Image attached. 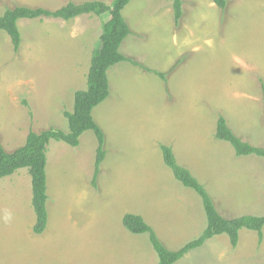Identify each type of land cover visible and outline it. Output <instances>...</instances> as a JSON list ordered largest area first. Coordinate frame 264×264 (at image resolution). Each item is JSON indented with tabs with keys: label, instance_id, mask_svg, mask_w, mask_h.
<instances>
[{
	"label": "rangeland",
	"instance_id": "1",
	"mask_svg": "<svg viewBox=\"0 0 264 264\" xmlns=\"http://www.w3.org/2000/svg\"><path fill=\"white\" fill-rule=\"evenodd\" d=\"M0 0L5 9L56 11L69 2ZM174 24L171 0H130L122 10L131 34L121 62L107 71L108 97L92 111L105 157L93 181L97 142L84 132L77 147H46L47 226L33 233L26 169L0 180V264H158L148 235H131L126 214L140 216L170 251L206 226L200 198L163 164L160 146L195 177L224 218L264 217V159L238 157L214 137L222 116L242 141L264 148V0H182ZM108 13L70 21L20 19L19 46L0 31V140L21 147L29 132H68L64 112L86 89L92 53ZM164 74V78L156 73ZM93 183H95L93 185ZM11 219L5 221V216ZM242 229L232 249L214 236L176 264H264V227Z\"/></svg>",
	"mask_w": 264,
	"mask_h": 264
},
{
	"label": "trees",
	"instance_id": "2",
	"mask_svg": "<svg viewBox=\"0 0 264 264\" xmlns=\"http://www.w3.org/2000/svg\"><path fill=\"white\" fill-rule=\"evenodd\" d=\"M171 1L174 24L178 25L183 16V2L182 0ZM129 2L130 0H111L109 6L98 1L85 2L79 5L69 2L56 11L15 6L11 9H5L4 14L0 17V31L6 33L9 37L14 50L18 48L20 42L16 26L17 21L20 19L51 18L70 21L82 15L99 17L105 13H108L110 17L101 27L99 49L91 55L86 77V89L74 93L72 111L63 114L67 121L68 132L55 128H50L38 134L29 132L25 143L11 153L4 151L0 140V180L21 169H26L30 177L31 207L35 215L32 231L36 235L42 234L47 226L46 204L48 197L46 194L45 168L48 143L55 141L62 142L70 147H77L80 136L86 131L92 132L97 142L94 181L98 175L100 164L105 157V151L104 134L93 120L92 111L109 95L107 71L121 62H128L134 67L146 70L137 62L124 57L119 51L123 41L131 34L122 16V10ZM212 3L221 11H224L227 6V0H212ZM156 74L164 78V74ZM214 137L216 140L229 144L238 157L254 155L264 159V148L253 147L242 141L227 126L222 116L217 118ZM159 149L163 164L171 171L174 179L183 187L192 190L200 198L206 226L196 239L186 243L176 251H170L161 244L154 231L140 216L124 215L121 223L127 232L134 235H148L149 243L156 254L158 264H176L188 253L201 248L208 240L218 235H226L232 249H234L238 242V233L242 229L256 232L258 241L261 242L264 217L251 215L229 219L222 217L203 185L192 176L190 171L176 162L171 147L162 145Z\"/></svg>",
	"mask_w": 264,
	"mask_h": 264
},
{
	"label": "clouds",
	"instance_id": "3",
	"mask_svg": "<svg viewBox=\"0 0 264 264\" xmlns=\"http://www.w3.org/2000/svg\"><path fill=\"white\" fill-rule=\"evenodd\" d=\"M11 219V214L9 213V214H7L6 216H5V221H8V220H10Z\"/></svg>",
	"mask_w": 264,
	"mask_h": 264
},
{
	"label": "crops",
	"instance_id": "4",
	"mask_svg": "<svg viewBox=\"0 0 264 264\" xmlns=\"http://www.w3.org/2000/svg\"><path fill=\"white\" fill-rule=\"evenodd\" d=\"M215 135V134H214ZM129 233V232H128ZM131 234V233H130ZM131 235H134V234H131ZM134 236H136V235H134Z\"/></svg>",
	"mask_w": 264,
	"mask_h": 264
}]
</instances>
